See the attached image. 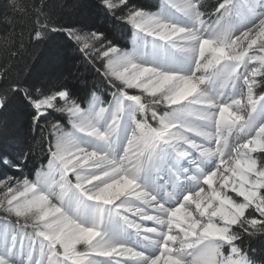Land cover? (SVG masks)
Instances as JSON below:
<instances>
[{"label": "snow or ice", "instance_id": "1", "mask_svg": "<svg viewBox=\"0 0 264 264\" xmlns=\"http://www.w3.org/2000/svg\"><path fill=\"white\" fill-rule=\"evenodd\" d=\"M102 3L134 29L130 51L100 31H51H66L86 64L99 63L113 89L106 105L98 95L104 81L80 98L67 83L45 87L0 70V110L22 94L33 124L51 137L47 171L35 180L21 170L29 155H0V166L20 171L0 179V264H249L235 229L264 232V157L253 155L264 153V120L256 122L264 108L256 92L264 83L257 79L264 77V0H241L249 21L241 27L233 23L236 0H222L214 13L202 10V0H161L157 12L135 0ZM34 36L46 39L47 25ZM57 113L71 131L53 119Z\"/></svg>", "mask_w": 264, "mask_h": 264}, {"label": "trees", "instance_id": "2", "mask_svg": "<svg viewBox=\"0 0 264 264\" xmlns=\"http://www.w3.org/2000/svg\"><path fill=\"white\" fill-rule=\"evenodd\" d=\"M220 2L202 0V10L214 13ZM135 3L147 11L156 12L161 0H135ZM16 5L13 8L12 0H0V70L6 69L12 77L45 87L58 82L67 83L80 98L93 84L101 85L104 81L98 94L107 102L110 87L102 76L103 71H97L99 63L95 66L86 64L85 57L67 32L51 29L100 31L114 44L128 50L132 27L108 12L102 0H16ZM41 24L47 25L48 36L37 40L34 32L41 28ZM3 83L0 79V86ZM261 92L264 93V83ZM33 114L34 109L22 94L11 97L6 109L0 113V155L6 154L15 161H19L24 153L29 155V159L21 163V170L30 180H34L36 172L48 162V141L51 139L47 130L33 124ZM60 115L55 114L53 119L60 118ZM57 122L65 130L69 128L66 116ZM259 156L264 157V153ZM5 175L19 178L20 171L0 166V179ZM2 192L0 189V194ZM248 211L252 212V209ZM253 214L259 218L258 213ZM1 216L4 213L0 212ZM235 230L241 231L240 239L235 243L243 253L252 260L264 262V232L253 235ZM224 251L228 254L227 246Z\"/></svg>", "mask_w": 264, "mask_h": 264}, {"label": "bare ground", "instance_id": "3", "mask_svg": "<svg viewBox=\"0 0 264 264\" xmlns=\"http://www.w3.org/2000/svg\"><path fill=\"white\" fill-rule=\"evenodd\" d=\"M236 9L238 10L237 11V13L236 12H234V15H233V23L234 24H236L238 27H241V26H243V25H245L246 23H248L249 21H248V18H247V16H246V13H245V10H244V8L242 7V5H239V4H237V2H236ZM236 11V10H235ZM205 18H207V15H206V17ZM177 20H178V22H181V23H185L186 21H183V20H180L179 18H177ZM132 30V29H131ZM131 34H132V31H131ZM132 37V36H131ZM180 68H181V70H183V71H187L188 70V66H187V64L186 63H183V62H181L179 65H178ZM258 65L257 64H249V69H251L252 67H257ZM197 75H199V73H197ZM237 88L242 92V93H244L245 94V96H246V91H247V88H246V86L243 84V81L242 80H240L239 82H237ZM129 91V93L130 94H134V95H138V94H141L140 93V90L139 89H129L128 90ZM260 91H258V93H259ZM106 105V104H105ZM241 107H243V104L241 105ZM260 120H264V116H263V114H261V112H260V110L258 111V113H257V115H256V122H259ZM238 136H239V134L238 133H233L232 134V136L230 137V140H229V142H230V144H235L236 142H237V138H238ZM193 155H198V154H196V153H194ZM201 164H202V166L203 167H205V168H210L212 165H213V161H210V160H203L202 162H201ZM188 165H185V167H187ZM57 179H59V177H58V175H57V177H56ZM73 183H75V178H74V175L73 174H71V173H69V177H68ZM183 177H181V180L183 181ZM169 191H172V188L171 187H169V189H168ZM205 190L207 191L208 189H207V186L205 185ZM225 191H228V194L230 195V196H232V198H234L233 197V193L234 192H231L230 190H228V189H225ZM236 195V194H235ZM239 198V197H238ZM53 203H55V200H53ZM194 208H195V206L194 205H192V210H194ZM134 219H137V220H139V218H137V217H133ZM13 220V219H12ZM143 224H144V226L145 227H152V226H154V224H153V222L152 221H144L143 222ZM3 227V225L2 224H0V228H2ZM125 235V238L130 242V243H134V242H136V237L132 234V233H126V234H124ZM79 246V245H78ZM84 247V245H82L80 248H78V249H82Z\"/></svg>", "mask_w": 264, "mask_h": 264}, {"label": "rangeland", "instance_id": "4", "mask_svg": "<svg viewBox=\"0 0 264 264\" xmlns=\"http://www.w3.org/2000/svg\"><path fill=\"white\" fill-rule=\"evenodd\" d=\"M236 2H237V0H236ZM239 3H240V1H239ZM237 7V6H236ZM157 11H159V9L157 10ZM156 11V12H157ZM237 9H236V13H237ZM213 19H215V15H213V17H212ZM207 19V18H206ZM131 26V25H130ZM132 27V26H131ZM132 30V34H131V41H130V44H129V49L127 50V51H130L131 49H132V47H133V45H132V39H133V32H134V29L133 28H131ZM243 71V70H242ZM102 76H103V73H102ZM105 80H106V78H104ZM258 80H261V81H263V79H264V77H258L257 78ZM107 83V82H106ZM108 87H110V86H108ZM262 87H263V83H261V84H259L258 86H257V88H256V92L258 93V91H261V89H262ZM140 90V89H139ZM113 91V89L110 87L109 88V90L107 91V96H109L110 98H109V100L106 102L105 101V99L101 96V94H98V95H100L101 96V99L107 104L108 102H110L111 101V92ZM140 93H141V90H140ZM259 93H261V92H259ZM142 94V93H141ZM144 96H145V99H147V96H146V94H144ZM165 110H167L166 109V106H164V105H160L158 108H157V111L160 113V114H162ZM260 112H261V114H263V116H264V108H261L260 109ZM68 119V118H67ZM148 123L149 124H151L153 127H157L158 126V124H157V121H155V120H152L151 119V116H150V114H149V118H148ZM72 130V127H71V124L69 123V128L66 130V131H71ZM259 152L258 153H254L253 155H256V156H259ZM49 159H50V157H49ZM47 164H48V162H47ZM47 164L43 167V170L44 171H47ZM35 180V179H34ZM206 191V190H205ZM236 193H233V199H235V200H242V198L241 197H239L238 198V195L236 194ZM2 217V216H1ZM11 219H13L12 220V222L14 223L15 222V218L13 217V218H11ZM82 246V244L81 245H79V246H77L78 248H80ZM83 249V248H82Z\"/></svg>", "mask_w": 264, "mask_h": 264}, {"label": "clouds", "instance_id": "5", "mask_svg": "<svg viewBox=\"0 0 264 264\" xmlns=\"http://www.w3.org/2000/svg\"><path fill=\"white\" fill-rule=\"evenodd\" d=\"M247 256V254H245ZM248 257V256H247ZM249 259V264H264V262H261V261H255V260H252L248 257Z\"/></svg>", "mask_w": 264, "mask_h": 264}, {"label": "water", "instance_id": "6", "mask_svg": "<svg viewBox=\"0 0 264 264\" xmlns=\"http://www.w3.org/2000/svg\"><path fill=\"white\" fill-rule=\"evenodd\" d=\"M2 110H0V113H1Z\"/></svg>", "mask_w": 264, "mask_h": 264}]
</instances>
